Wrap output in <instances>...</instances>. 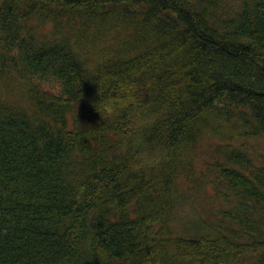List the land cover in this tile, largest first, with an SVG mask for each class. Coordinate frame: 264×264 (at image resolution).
I'll return each mask as SVG.
<instances>
[{"label":"trees","instance_id":"trees-1","mask_svg":"<svg viewBox=\"0 0 264 264\" xmlns=\"http://www.w3.org/2000/svg\"><path fill=\"white\" fill-rule=\"evenodd\" d=\"M230 2L0 0V264H264V0Z\"/></svg>","mask_w":264,"mask_h":264},{"label":"rangeland","instance_id":"rangeland-1","mask_svg":"<svg viewBox=\"0 0 264 264\" xmlns=\"http://www.w3.org/2000/svg\"><path fill=\"white\" fill-rule=\"evenodd\" d=\"M228 1L230 2V0H228ZM230 3H233V2H230ZM46 25H47V24H46ZM47 28H50V25H47ZM46 30H47V31H48V30L50 31V29H46ZM98 32H99V31H98ZM115 32H116L115 36L118 37L119 34H120V33H119L120 30L118 29V30H116ZM106 33H107V32H106ZM107 34L109 35V36H108V37H109L108 39H110L111 37H114V38H115V36H114L111 32H108ZM121 35H122V34H121ZM101 36H102V35H101ZM98 37H99V36H98ZM105 37H107V35H106ZM105 37H104V38H105ZM96 40H97V41H96ZM96 40H95L96 42L94 41V44H95V48H94V50L97 51L98 48H99V50H102L103 47H104V44H103V43L101 44V42H99L98 39H96ZM89 49H90V47H89V48H86L85 50H83V49L81 50V49H80V51H82L81 55H82V56H83V55H87V56H90L92 59L95 58V59L98 60L99 57H98L97 54H96V55L94 54L95 51H94V50L92 51L91 49H90V50H89ZM96 53H97V52H96ZM81 55H80V56H81ZM93 60H94V59H93ZM11 91H13V88H12ZM15 91H16V89H15ZM206 143H207L206 140H203V141H201V144H200V145L203 146L204 149L207 151L208 149H206ZM181 162H183V158H181V160H180L178 163L181 164ZM179 182H180V185H181V183H183L182 180H180V179H179ZM178 185H179V184H178ZM178 185H177V187H176V190L181 189V187H180V186L178 187ZM179 192H180V191H178V193H179Z\"/></svg>","mask_w":264,"mask_h":264}]
</instances>
